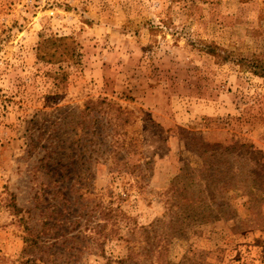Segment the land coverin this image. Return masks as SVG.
I'll use <instances>...</instances> for the list:
<instances>
[{
  "label": "rangeland",
  "instance_id": "rangeland-1",
  "mask_svg": "<svg viewBox=\"0 0 264 264\" xmlns=\"http://www.w3.org/2000/svg\"><path fill=\"white\" fill-rule=\"evenodd\" d=\"M0 264H264V0H0Z\"/></svg>",
  "mask_w": 264,
  "mask_h": 264
},
{
  "label": "trees",
  "instance_id": "trees-1",
  "mask_svg": "<svg viewBox=\"0 0 264 264\" xmlns=\"http://www.w3.org/2000/svg\"><path fill=\"white\" fill-rule=\"evenodd\" d=\"M186 192V194L188 193H190L189 191H187V190H185L184 191V193ZM185 202H186V204L188 205V206H190V205H192V204H196L195 203V200L191 197V196H186V198H185ZM205 203V202H204ZM189 208V207H188ZM122 214H123V212H121ZM123 216H124V214H123ZM186 219H189V218H186ZM192 219H194V218H192ZM118 226V225H117ZM119 227V226H118ZM132 248H130V250H131Z\"/></svg>",
  "mask_w": 264,
  "mask_h": 264
}]
</instances>
